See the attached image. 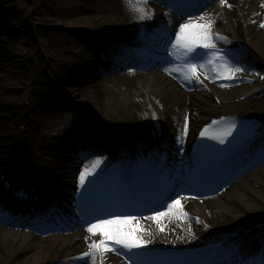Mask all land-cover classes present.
Here are the masks:
<instances>
[{
	"label": "bare ground",
	"instance_id": "obj_1",
	"mask_svg": "<svg viewBox=\"0 0 264 264\" xmlns=\"http://www.w3.org/2000/svg\"><path fill=\"white\" fill-rule=\"evenodd\" d=\"M28 1L21 5L23 0H0V22L4 21L3 25L0 23V170L10 171L11 163L16 162L21 174H16L19 185L23 186L27 181L43 184L50 208L58 204L68 209V205H72L68 195L80 183V173L97 157L102 158L97 156L82 162L64 134L71 129L70 134H75L81 118L85 119L83 112H89L96 126L106 129L109 134L124 137L119 144L131 147L129 163L138 158L137 151L132 150L133 145L140 142L149 150L161 152L171 168L157 181L174 186L176 180L182 179L184 185L182 188L175 186L172 192L163 191L171 198H180L173 211L161 207L154 213L166 214L158 218H154L153 213L132 216L127 212L124 216L128 219L121 225L122 229L130 231L133 237H143L148 244L128 249L115 243L101 256H83L82 253L89 251L92 238L80 230L73 232L72 229L66 233V227L60 225L58 231L44 233L30 227L5 224L2 214L7 209L5 201L9 199L0 182V264H99V260L102 264H148V259L157 256L174 257L165 250L167 246H191L192 242L207 239L208 235L200 233L192 223L196 212L206 217L215 233L240 231L238 238L226 243L227 249L234 252V258L240 256L236 264H254L246 248L253 245L264 255V246L256 244L264 237V227L247 230L264 221V173L252 181L226 187L217 198L189 194L188 187L198 182L191 169L192 146L200 131L215 116L238 113L258 118L262 130L257 138L258 145L250 154L264 155V81L243 85L228 77V81L220 82L219 73L228 75L222 69L214 74L205 65L203 57L208 49L202 47L197 49V58L189 59L188 63L197 65L191 78H186V72L176 70L187 64L166 66L159 72H143L124 82L118 77L107 76L103 79L107 90L102 91L96 73L98 61L109 62L115 52L126 48L127 44H140V38L153 30L160 36L164 34L160 42L163 52L174 55L175 33L180 24L189 21L193 24L211 21V31L224 32L225 41L234 38L247 43L249 52L237 48L233 51V66L264 71V0H227L236 2L235 7H227L224 3L213 14H202L189 20L180 16L157 17L152 11L142 20L126 0ZM44 27H50V31ZM58 27L75 32L78 37L79 32L85 33L89 35V42L55 31ZM31 40H36L35 53L44 57L42 63L34 57V52L23 47L30 45ZM175 55H178L177 59L184 58L180 51ZM28 59L32 63H27ZM108 67H113L110 62ZM44 69L48 70L47 75L42 74ZM78 77L85 78V89L76 81ZM60 89L77 105L71 107L64 98L57 101L61 98ZM96 114H100L99 118ZM22 125H25L23 130ZM39 126H45L48 131L38 129ZM152 130L157 131L155 135ZM123 150L119 146L112 153L117 154L116 158L105 161L106 172L123 164L122 154L117 153ZM49 158L54 161L49 162ZM232 167L244 172L238 163ZM173 169H178L181 175L176 180L171 175ZM107 203L100 201L91 211L82 209L81 204H77V208L81 209L79 214L89 219L103 214V206ZM181 208L188 213L187 217L181 215ZM96 209L100 210L97 212ZM45 211L48 209L38 210V214ZM81 222L75 218V224ZM179 223L186 225L185 231L175 228ZM106 230L111 233L110 229ZM98 234L101 233L96 232L94 236ZM212 257L213 254L205 252L192 260L198 264H214L208 261Z\"/></svg>",
	"mask_w": 264,
	"mask_h": 264
},
{
	"label": "snow or ice",
	"instance_id": "obj_2",
	"mask_svg": "<svg viewBox=\"0 0 264 264\" xmlns=\"http://www.w3.org/2000/svg\"><path fill=\"white\" fill-rule=\"evenodd\" d=\"M146 0H129L132 7L139 13V19L147 18L150 13L145 7ZM227 0H221V3H226ZM212 22L209 21L203 24H193L191 21L188 23L180 24L179 31L175 33V41L172 42L173 54L180 51L185 59L197 58V49L202 47L204 49H210V59L212 63L217 64V70H223L229 77L235 75V72L243 71L238 66H233L232 61L228 60L227 56L222 53V50L216 46L215 37L219 36L220 39H226L220 33H214L211 31ZM179 59V57H178ZM222 62V63H218ZM197 65L188 63L184 68H177V71H184L187 73L186 78H191L196 72ZM215 123V122H214ZM235 125H230L225 131L218 133H211L209 127H206L202 132L201 136L213 135L215 139L223 140L231 134L232 128ZM186 134V127H185ZM101 162V158L97 157L91 168L85 167L80 173V184L83 186L88 175L95 171V168ZM179 205V199L173 200L171 204L167 206V211H173L174 207ZM166 213H153L154 218H158ZM181 215L184 217L188 216L187 212H183L181 208ZM125 217L111 216L108 219H97L95 223L88 225V231L95 234L100 232L102 238L99 240H92L89 246V251L82 253L83 256H98L103 252H106L111 247L110 241L114 238L117 244L123 245L124 247L131 249L133 247H140L149 243L143 237H133L129 232H125L121 225L127 220ZM110 229L111 233L109 230ZM115 251V248H112Z\"/></svg>",
	"mask_w": 264,
	"mask_h": 264
},
{
	"label": "rangeland",
	"instance_id": "obj_3",
	"mask_svg": "<svg viewBox=\"0 0 264 264\" xmlns=\"http://www.w3.org/2000/svg\"><path fill=\"white\" fill-rule=\"evenodd\" d=\"M29 3V1L28 0H23V3L21 4V5H23V4H28ZM2 25L4 24V21H2V22H0ZM46 30H49L50 31V27H44ZM59 29L58 30H55V31H59V33H68L69 35H71L72 37H74V38H76V39H78V40H80L81 42H85V43H88L89 41H88V36L89 35H87L86 36V34L85 33H82V32H79V34H80V36L78 37L77 35H76V33L75 32H70V31H68V30H66V29H64L63 27L62 28H60V27H58ZM7 29H9L8 27H7ZM78 29H80V28H78ZM54 32V31H53ZM54 33H57V32H54ZM35 41L36 40H31L30 42H31V44L29 45V44H26V45H24L23 47L25 48H28V51H30V52H36L37 51V48H36V44L37 43H35ZM1 47V46H0ZM23 47H21V49H23ZM34 48H36V50H33ZM27 52V51H26ZM34 57L39 61V63H42L41 61L44 59V57L41 55V54H38V53H35L34 54ZM52 60H56V58H51ZM50 60V59H49ZM32 60H30V59H28L27 60V63H32L31 62ZM54 62V61H53ZM47 64V63H46ZM171 64V63H170ZM40 65V64H39ZM50 68H51V66H50ZM49 72H48V70L47 69H44V70H42V74H44V75H47ZM76 81H78V83L80 82V86H81V88L82 89H85L86 87V85H87V83H86V80H85V78L83 77H81V79L78 77V79H76ZM51 87H53V86H51ZM50 87V88H51ZM58 89H59V87H57ZM60 96H61V98H57V101H60L62 98H64V100L68 103V105H70L71 107H72V104H74V103H76V102H74L73 103V101L70 99V98H67V95L65 94V92L64 91H62L61 89H60ZM63 94V95H62ZM67 107V106H66ZM97 115V117L98 116H100V114H96ZM96 117V118H97ZM99 118V117H98ZM24 129V126L22 127V130ZM38 129H42V130H47L48 131V129H46V127L45 126H39L38 127ZM46 134V133H45ZM40 157H42V154H41V152H40ZM223 188H225V186H223L222 187V189ZM212 195H214V197H217L218 195H219V193H217V194H212ZM212 195H209V196H212ZM95 239V238H94Z\"/></svg>",
	"mask_w": 264,
	"mask_h": 264
}]
</instances>
